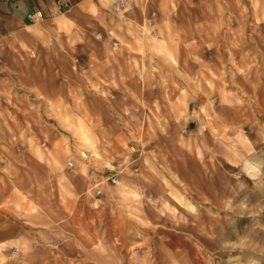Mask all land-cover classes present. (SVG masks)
I'll return each mask as SVG.
<instances>
[{
    "label": "rangeland",
    "instance_id": "1",
    "mask_svg": "<svg viewBox=\"0 0 264 264\" xmlns=\"http://www.w3.org/2000/svg\"><path fill=\"white\" fill-rule=\"evenodd\" d=\"M165 3L0 49V264H264V0Z\"/></svg>",
    "mask_w": 264,
    "mask_h": 264
},
{
    "label": "crops",
    "instance_id": "2",
    "mask_svg": "<svg viewBox=\"0 0 264 264\" xmlns=\"http://www.w3.org/2000/svg\"><path fill=\"white\" fill-rule=\"evenodd\" d=\"M116 1L118 0H0V49L6 46L12 51L16 47L34 50L40 40L33 37L51 25L55 30L71 31L87 22L97 24V21L107 20L111 16V6ZM165 1L167 2L127 0V16L137 15L138 22L151 9L158 12L161 18L167 8ZM32 14H40L41 19L32 21Z\"/></svg>",
    "mask_w": 264,
    "mask_h": 264
},
{
    "label": "built area",
    "instance_id": "3",
    "mask_svg": "<svg viewBox=\"0 0 264 264\" xmlns=\"http://www.w3.org/2000/svg\"><path fill=\"white\" fill-rule=\"evenodd\" d=\"M38 17L41 18V15H40V14H32V15H30V18H31L32 20H35V21H36V18H38Z\"/></svg>",
    "mask_w": 264,
    "mask_h": 264
},
{
    "label": "bare ground",
    "instance_id": "4",
    "mask_svg": "<svg viewBox=\"0 0 264 264\" xmlns=\"http://www.w3.org/2000/svg\"><path fill=\"white\" fill-rule=\"evenodd\" d=\"M40 20V17L36 18V21H39Z\"/></svg>",
    "mask_w": 264,
    "mask_h": 264
}]
</instances>
